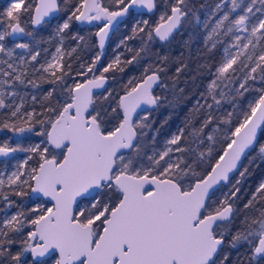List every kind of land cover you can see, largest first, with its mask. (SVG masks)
Masks as SVG:
<instances>
[{"label": "snow or ice", "instance_id": "snow-or-ice-1", "mask_svg": "<svg viewBox=\"0 0 264 264\" xmlns=\"http://www.w3.org/2000/svg\"><path fill=\"white\" fill-rule=\"evenodd\" d=\"M70 3L11 0L0 13V131L12 133L0 141V264H229L225 249L240 248L233 264H264V179L250 193L244 188L250 166L264 162V0H219L203 20L190 0H164L154 23L135 17L155 15L157 0H75L69 11ZM61 12L66 18L47 40L27 30L59 21ZM125 18L134 21L130 34L115 46L124 51L101 67ZM73 22L96 29L87 33L96 43L71 32ZM184 25H202L205 47L222 46V56L182 126L158 146L151 114L188 97L176 77L162 79L172 58L151 45ZM137 38L140 47H130ZM53 39L55 52L41 62L48 53L41 44ZM66 41L75 46L65 50ZM81 47L99 51L73 69L65 56ZM152 57L122 93L106 87L108 73ZM43 84L50 87L38 100ZM29 87L36 94L22 93ZM155 87L172 98L154 95ZM29 95L39 110L26 109ZM31 133L42 139L25 146ZM16 153L25 158L8 171Z\"/></svg>", "mask_w": 264, "mask_h": 264}, {"label": "trees", "instance_id": "trees-1", "mask_svg": "<svg viewBox=\"0 0 264 264\" xmlns=\"http://www.w3.org/2000/svg\"><path fill=\"white\" fill-rule=\"evenodd\" d=\"M171 0H168L170 3ZM8 0H0V13L4 12L6 10V4ZM107 2V0H105ZM191 4L195 6V9L197 10V13L199 16L203 14V11L210 5L212 0H190ZM75 3V0H71V3L67 6L68 10H71L72 4ZM158 7L161 3L164 5V0H157ZM204 7H201V6ZM114 7V6H113ZM59 14H62L63 16L67 15V12H61ZM24 20H27L28 17L25 16L23 18ZM56 23L53 22V19L50 20L48 24H42L39 26V28L33 26L31 24L28 25L27 30L34 31L38 38L42 37L45 40H47L48 37L52 36L53 34V28ZM125 25V35L130 34L131 30V21H129L128 18H125V21L123 23ZM80 32L81 35H85L86 40H89L90 44L96 43V37L92 36L90 39L87 35L88 32H95L96 29L88 28L84 26H80L73 22V26L71 28V32ZM206 30L203 29L202 25L197 26L195 29H193L189 25H184L180 29V31L173 36L169 42L164 43L160 42L158 39L154 40L151 49L153 52H160L161 54H167L169 55L172 60L166 65L167 72L166 74H162V79L165 80L166 83H170L166 78L167 77H176L177 80V88H183L184 93L183 95L185 97H188L187 100H185L177 109H171L166 106L159 107L156 111H154L151 114V118L155 121L153 124V129L160 128V132L158 135V146L163 143V141L168 138L173 132L176 131L178 126H182V121L184 119L185 114L188 112L190 108H192L193 104L195 103V100L199 97V94L201 92H204L206 89L207 84L211 79H213V74L215 72V67L219 64L221 56H222V49L221 46H218L213 51L209 52L204 44V36H205ZM117 34L115 31L114 36L112 37L110 41V45L105 50L102 61H101V67L107 65L109 62L112 61V57L116 53V49L113 50V42L117 38ZM191 35L192 39L188 46H185L184 41L189 39V36ZM12 40L11 38H9ZM24 41L30 40L28 37L22 38ZM140 39L137 38L135 40L129 41V46L133 48H139L140 47ZM58 45V40L53 39L51 42L42 43V48H48V53L45 56V54L42 53L40 60L43 62L46 57L51 53V51L56 48ZM75 43L66 41L65 42V50L70 49L71 47H74ZM99 51V49L94 48H83L81 47L77 53L73 54L71 58L65 56V62L66 63H72L73 69H77L80 62H88L92 57L95 56L96 52ZM124 50L121 48V52ZM18 53H23V50L17 49ZM2 55V54H0ZM128 53H125L124 58H129ZM77 57H79V60H77ZM155 60V57H152L150 60H144L141 61L140 65H128L125 66V70L123 73H120L119 71L110 72L107 75L109 76V83L106 85L108 89L113 90L114 94L117 92L122 93L123 86L127 84L128 80L133 76H139L141 72L143 71L142 65L151 63ZM181 63H186V67L179 73H176V68L181 66ZM206 65V66H205ZM195 77V79H193ZM73 81L68 80V83L71 84ZM261 85L257 81L256 87H260ZM49 84H43L40 90V93L38 95V100L40 98V95H42L44 92H46L49 89ZM23 92H28L30 94H36V90L31 89L30 87L27 89H21ZM97 95L103 94V90L96 93ZM154 95H161V96H168L169 99L172 98V94L170 92H166L162 90L160 87H155ZM35 106L37 110H39V104L33 105L30 99V95L27 97V104L26 109L30 110L31 107ZM231 110V109H228ZM171 116V119L168 120L166 124H163V127H161L162 122L167 118ZM36 131H39V126L36 127ZM9 136H12V133L9 132L7 129H4L0 131V138H7ZM151 138V133H149V139ZM42 138L35 135V133L27 134L25 140L23 141L25 146H28L29 144H35L38 143ZM12 143H15V139L12 141ZM18 154H24V153H16L14 155ZM251 155H255V153H252ZM11 159L7 160V163H9ZM245 165L248 164V160L245 159L243 161ZM3 165H5V159H0V169L3 168ZM251 175L248 177L247 182L244 185V188L247 192H251L254 190L256 184L260 181L262 177H264V162L260 160H256L253 165L250 166L249 169ZM223 193L227 192V188H223ZM217 196L222 197V194L217 193ZM12 199L16 200L17 203H22V198L19 197H12ZM31 204H28L27 207H31ZM242 207V204L240 205ZM0 208H3V203L0 202ZM16 211L15 208H11L7 210V213ZM5 213L0 212V216H3ZM225 251L229 252V264H233L237 260L238 254L243 253L244 249L240 248L238 251L233 249H225ZM241 259H243V256H240Z\"/></svg>", "mask_w": 264, "mask_h": 264}, {"label": "rangeland", "instance_id": "rangeland-1", "mask_svg": "<svg viewBox=\"0 0 264 264\" xmlns=\"http://www.w3.org/2000/svg\"><path fill=\"white\" fill-rule=\"evenodd\" d=\"M10 2H11V0H8V2H7V4H6V9H7V7L9 6ZM171 2H172V0L170 1V3H171ZM217 2H219V0H212V2L210 3V5H209V6L203 11V14L200 16L201 20L205 19V14H206L207 12H209L210 9L213 8ZM245 2H247V0H246ZM225 10H226V9H225ZM162 11H165V8H164L163 3H161V4L159 5V7H158V9H157V11H156V13H155V15L144 14L143 16H136L135 19H148V20H150V22H153V23H154V22L158 19V16H159L160 12H162ZM219 15H222V13H219L218 16H219ZM218 16L213 18L212 23H214L215 19L218 18ZM59 17L61 18L59 21L53 19V22H54V23H57V22L62 23V22H63V18H66V16H63L62 14H60ZM233 18H234V17H233ZM129 21H131V23L134 22L133 20H130V19H129ZM124 32H125V25H124V24H121V25L119 26V30L116 31V33H118V34H117V38H116V40L112 43V44H113V46H112V49H113V50L116 49L115 46H116V44L119 42V40L122 39L124 36H126ZM206 34H207V33H206ZM14 42H15V41H14ZM9 46H11V44H9ZM57 46H58V45H57ZM57 46H56V47H57ZM116 50L121 52V49H116ZM117 51H116V52H117ZM54 52H55V48L51 51V53H50L46 58H47V59H50L52 53H54ZM115 54H116V53H115ZM114 56H115V55H114ZM114 56L112 57V60L114 59ZM30 99H31V98H30ZM17 102H19V101L17 100ZM170 136H171V135H170ZM170 136H169V137H170ZM169 137H168V138H169ZM4 139H6V137H5V138H2V139L0 138V141H3ZM39 142H40V141H39ZM39 142H38V143H39ZM25 155H26L25 153H24V154L14 155V158H11V161H10L9 163H7V165H8L7 170H8V171H11V170L13 169L14 165L16 164V162L19 161V160H23V159L25 158ZM4 167H5V165H3V168H4ZM3 168H2V169H3ZM261 179H264V177H262ZM261 179H260V180H261ZM218 193H219V194H223V190L221 189V191L218 192ZM14 212H15V211H12V212H9V213H7V214H8V215H11V214L14 213Z\"/></svg>", "mask_w": 264, "mask_h": 264}, {"label": "flooded vegetation", "instance_id": "flooded-vegetation-1", "mask_svg": "<svg viewBox=\"0 0 264 264\" xmlns=\"http://www.w3.org/2000/svg\"><path fill=\"white\" fill-rule=\"evenodd\" d=\"M246 1V0H245ZM235 16V14H233V17ZM182 28V27H181ZM180 28V29H181ZM180 31V30H179ZM178 31V32H179ZM178 32H176L173 36H175ZM114 34H115V32H114ZM114 34L109 38V40L106 42V45H105V49H104V52H105V50L107 49V47L110 45L109 43H110V41H111V39H112V37L114 36ZM205 35H206V33H205ZM205 37V36H204ZM225 39H228V38H225ZM221 49H222V46H221ZM109 77V76H108ZM110 79V78H109ZM108 83H109V80H108ZM107 83V84H108ZM101 91V90H100ZM99 91V92H100ZM98 93V92H97ZM4 159V158H3ZM3 159H1V160H3ZM11 159V158H10Z\"/></svg>", "mask_w": 264, "mask_h": 264}, {"label": "water", "instance_id": "water-1", "mask_svg": "<svg viewBox=\"0 0 264 264\" xmlns=\"http://www.w3.org/2000/svg\"><path fill=\"white\" fill-rule=\"evenodd\" d=\"M145 14H147V13L145 12ZM57 15L60 16L59 13H58ZM39 26H41V25H39ZM39 26H35V27L39 28ZM119 26H120V25H119ZM114 32H115V31H114ZM114 32H113L112 34H110V37L114 34ZM22 38H24V37H21V39H22ZM11 39H13V38H11ZM99 91H100V90H96V93L99 92ZM0 159H3V158L0 157ZM4 159H5V158H4Z\"/></svg>", "mask_w": 264, "mask_h": 264}]
</instances>
